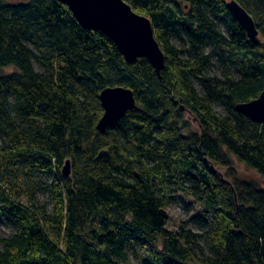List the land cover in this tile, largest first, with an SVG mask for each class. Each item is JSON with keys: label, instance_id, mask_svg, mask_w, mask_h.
<instances>
[{"label": "trees", "instance_id": "obj_1", "mask_svg": "<svg viewBox=\"0 0 264 264\" xmlns=\"http://www.w3.org/2000/svg\"><path fill=\"white\" fill-rule=\"evenodd\" d=\"M126 1L160 75L61 0H0V264H264V187L236 166L264 178V123L236 109L264 91V0H237L256 44L228 0ZM118 86L137 108L102 133ZM176 192L199 211L173 230Z\"/></svg>", "mask_w": 264, "mask_h": 264}, {"label": "water", "instance_id": "obj_2", "mask_svg": "<svg viewBox=\"0 0 264 264\" xmlns=\"http://www.w3.org/2000/svg\"><path fill=\"white\" fill-rule=\"evenodd\" d=\"M61 1L69 5L82 26L97 29L112 38L126 61L136 62L139 57H146L159 75L166 67L167 55L156 38L153 21L133 10L128 1ZM227 5L232 15L245 27L250 40L255 44L259 43V29L253 16L237 0H228ZM100 98L105 112L99 119L97 129L102 133H106L109 126L118 123L128 111L137 108L133 89L124 86L107 87L100 94ZM236 109L256 123H264V91L256 99L239 102ZM66 164L63 172L68 175L69 160Z\"/></svg>", "mask_w": 264, "mask_h": 264}, {"label": "rangeland", "instance_id": "obj_3", "mask_svg": "<svg viewBox=\"0 0 264 264\" xmlns=\"http://www.w3.org/2000/svg\"><path fill=\"white\" fill-rule=\"evenodd\" d=\"M223 28V26H221ZM212 73L217 72L221 74L220 69L217 65H215L211 69ZM186 119L190 121V124L192 126V129H197L199 126L197 125V122L194 120V116L190 113H186ZM236 166L239 169V175L247 180H254L257 182L261 187H264V178L260 177L255 171L252 169L245 167L242 163L238 162L236 160ZM176 199L167 207L168 213H170L171 220L169 222V227L173 230H178V227L182 224V222H188L193 215L198 213L199 206L192 205V202L189 201V199H185L182 196V193L176 192ZM42 200L45 199V197L40 196ZM14 232V229L11 226H0V238L5 237L6 235H11ZM141 254L140 250H132L130 253V260L129 264H140L139 258H137V255Z\"/></svg>", "mask_w": 264, "mask_h": 264}]
</instances>
